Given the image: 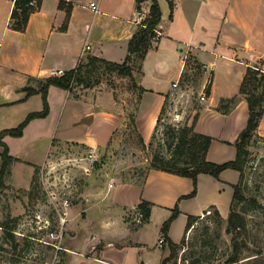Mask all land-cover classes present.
<instances>
[{
    "label": "crops",
    "instance_id": "obj_1",
    "mask_svg": "<svg viewBox=\"0 0 264 264\" xmlns=\"http://www.w3.org/2000/svg\"><path fill=\"white\" fill-rule=\"evenodd\" d=\"M92 1L99 11L91 6ZM174 3L170 18L171 7L165 13L160 2V33L153 39L141 66L134 70L133 77L143 88L136 112L137 129L149 144L167 94L173 92V82L181 78L188 56L193 54L210 79V83L204 84L208 96L195 127L214 137L208 159L224 163L236 158L234 143L249 118L248 101L240 93L242 81L249 67L264 71V0H174ZM33 5L36 8L29 15L25 30H20L13 26L15 0H0V130L17 126L30 112L43 109V94L27 95L23 88L32 85L40 89L43 79L51 76V69L69 71L89 55L123 62L130 39L140 27L136 22L137 11L150 9L151 1L143 2L140 8L136 0H35ZM68 10L69 23L63 29ZM86 43L91 49L84 53ZM167 76L173 77L170 87L163 82ZM236 94L242 98L230 113L215 108L222 97ZM48 97L47 116L33 118L21 136L4 137L10 153L19 158L13 163L10 176L20 186H27L36 169L40 170L47 161L71 157L67 156L73 151L70 147H89L94 151L106 146L115 132L128 123L124 98L103 82L73 90L51 84ZM67 100L74 105L68 110L60 109L61 102ZM64 114L67 116L63 122ZM255 136L264 139V113ZM240 178L241 172L233 167L224 169L220 177L201 172L196 195L181 200L182 195L194 190L192 177L157 168L149 171L143 185L123 181L89 192L84 190L85 205L72 203L69 209L65 237L78 239L80 231L89 233L84 237L87 251L92 252L87 264H125L136 246L145 242L142 228L156 216L161 219L157 229L160 242L164 237L162 225L179 200L181 212L168 231L175 242H181L185 236L190 214L201 217L213 212L216 206L227 217L234 185ZM143 199L153 203L152 213L148 222L137 224L129 218V211H138ZM161 245L164 250L158 254L159 264L171 252L166 243ZM64 247L85 253L67 244ZM144 255L139 257V263L130 262L149 264Z\"/></svg>",
    "mask_w": 264,
    "mask_h": 264
},
{
    "label": "rangeland",
    "instance_id": "obj_2",
    "mask_svg": "<svg viewBox=\"0 0 264 264\" xmlns=\"http://www.w3.org/2000/svg\"><path fill=\"white\" fill-rule=\"evenodd\" d=\"M160 2L167 13L170 9L169 1L160 0ZM185 72H187V79L181 80L182 89H186L185 93L179 90V93L183 94L177 105L172 101L173 94L170 93L166 110L152 137L153 143L149 142L145 146L130 120L139 104L141 92L136 78L119 75L117 71H103L97 84L103 82L105 85L115 88L119 97L124 98L128 123L115 132L106 146L97 147L94 150V163L87 159H81L83 156L90 155L91 148H69L73 151L67 156L78 157V160L73 159L70 163V166L76 171L74 172L76 188L71 180L67 182L72 183L74 189L72 203H82L84 206L86 200L83 191L87 189L89 192V189L111 186V183L142 180L143 169L152 163L153 155L156 152H162L167 157L171 156L173 152L169 145L174 142V138L170 129L193 122L199 106L205 102L200 100L204 84L210 83L204 68L193 54H189L187 58ZM172 79L171 76L164 77V85L172 86ZM173 92L177 93L178 91ZM72 105H74L72 100L62 101L60 109L68 110ZM177 112L182 113L180 120L174 118ZM66 116L67 114H64L63 122ZM1 149L3 148L1 147ZM248 149L243 182V190L247 198L239 207L246 216L247 237L251 249H244L242 259L238 264H264V255H257L252 250V248L264 249V139L255 136L248 145ZM40 171L41 169H36L32 179L25 184L27 185L25 187L20 186V183L8 175L6 186L0 188V264H87L92 259L90 257L92 252L87 251L85 246L84 237L88 236V232L85 234V230H82L78 233V239L70 238L69 240L65 237L67 228H65L62 237H54L50 234L52 230L59 231V228L55 213L49 204L48 193L44 189ZM136 212L129 211L131 215L129 218L133 220ZM9 216L17 218L12 221L15 225V239L5 232L2 225V222ZM227 217L221 218L214 211L202 215L186 231V242L178 248L177 257L165 264H230L227 263V258L233 252L234 245L233 233L227 230ZM47 219L51 221L49 227L44 225ZM160 220V217L156 216L149 225L142 228L146 233L145 242L136 246L137 252L134 250L136 254L133 252L125 264H132L130 261L139 263V257L141 258L144 254L146 255H144L145 259L149 260V264H159L158 254L164 250L157 237ZM99 233L102 234V232ZM66 244L85 253L70 251L64 247ZM166 244L165 247L169 248V243L166 242Z\"/></svg>",
    "mask_w": 264,
    "mask_h": 264
},
{
    "label": "trees",
    "instance_id": "obj_3",
    "mask_svg": "<svg viewBox=\"0 0 264 264\" xmlns=\"http://www.w3.org/2000/svg\"><path fill=\"white\" fill-rule=\"evenodd\" d=\"M31 1L32 0H15V8L12 14L14 17L13 26L15 28L25 30L29 15L36 8L35 5L31 4ZM136 1L137 7L140 8L142 3L147 0ZM150 1V15H148L145 19L147 26L140 25L138 30L132 36L129 42L128 54L123 62L108 60L96 55H89L86 60H81L76 68L66 71L64 75H51L43 79V84L40 89L33 87L32 85H27L23 88L27 91V95L35 92H41L43 94L44 107L41 110L30 112L17 126L7 127L0 130V145L3 147V150L0 152V188L6 186L7 177L11 174L12 165L16 160H19L18 157H15L10 153L9 146L4 140V137L7 134L13 136L23 135L25 127L33 118L44 117L49 114L50 103L48 95L51 84H56L69 90H73L75 86L78 85L90 87L100 81L101 74L104 70L117 71L119 75L130 76L133 78L134 70L141 66L142 61L149 51L153 39L157 36L156 29L162 20V9L159 0ZM170 7V18H172L175 8L174 0H170ZM70 13L71 11L68 10L65 23L62 26L63 29H66L68 26ZM200 65L203 67L202 63H200ZM186 79L187 72H184L180 80L185 81ZM140 89L141 92L138 100L139 103L143 92V88ZM240 93L243 94L248 101L249 118L246 127L241 131L239 137L234 143L237 147V156L235 159L228 160L224 163H216L208 159V151L214 137L196 130V121L199 116V110L201 109V106H199L198 112L191 124L187 123L182 127H173L170 129L172 137L174 138V142L170 143L169 145L171 151L173 152L171 156L167 157L163 155L162 152H156L153 155L152 163L143 169V179L136 181L143 185L145 183V178L152 168L163 169L173 173L193 177L195 184L194 190L189 194L182 195L180 197V199H182L183 197L196 195L198 189L197 179L201 172H209L217 177H220L221 172L228 167L238 169L241 172V178L240 181L234 185L235 193L231 204L230 213L227 217V230L228 232L233 233L234 245L233 252L227 258V263L230 264H238L242 259L244 249H251L247 237L248 225L246 216L240 210L239 206L247 198L245 191L243 190V182L245 176L244 167L248 160L247 157L249 153L248 145L255 138L257 128L264 113V71L256 67H249L242 81ZM241 94H236L231 97H222L219 104L215 108L223 113H230L241 100ZM169 97L170 94H167L159 116V120L166 110ZM138 108L139 104L130 118L132 126L135 127L137 131L136 112ZM138 133L142 143L146 146L147 144L145 143L143 136L139 131ZM150 142L153 143V139ZM152 205V202L145 199H143L138 205V208H140V210L144 213V222H148L150 220ZM213 208V211L219 217L225 218L216 206H213ZM180 211L181 210L178 202L175 208H173V212L170 217L166 219L162 225V234L165 241L169 242L171 249L170 255L163 260L162 264H165L167 261L173 260L175 257H177L178 248L184 245L186 242V234L179 243L175 242L168 234L172 221L179 215ZM199 218L200 215L190 214L186 231ZM13 220H17V218L9 216L2 222V225L5 228V232L15 239V225L12 223ZM252 250L257 255H264V249L252 248Z\"/></svg>",
    "mask_w": 264,
    "mask_h": 264
},
{
    "label": "built area",
    "instance_id": "obj_4",
    "mask_svg": "<svg viewBox=\"0 0 264 264\" xmlns=\"http://www.w3.org/2000/svg\"><path fill=\"white\" fill-rule=\"evenodd\" d=\"M32 4H35V0L31 1ZM91 6L96 10L99 11V7L95 1H92ZM150 15V9H140L137 11V19L136 22H138L140 25L147 26V23L145 22L146 17ZM156 31L160 33L159 29L157 28ZM91 49V45L89 43H86L83 49V52L85 53ZM66 73V70L64 68H54L51 69L50 74L52 76H61ZM185 93L186 89L183 90L181 86V80H175L173 82V91H178L177 93L172 92L173 98L172 101L175 103V105L178 104L180 97L183 93ZM207 92L206 88L204 87L201 95L200 100L204 101L207 99ZM180 117H182V113L177 112L174 116V118L180 120ZM73 159H77L78 157H67V158H58L56 161L49 160L47 161L40 169H41V178L43 180L44 189L46 190V193H48V201L50 206H52V209L55 213V216L57 218V225L59 228V231L52 230L50 234L54 237H62L64 234V230L66 228V224L69 219V209L72 205V196H73V187L72 183L74 184V188H76L77 183L75 181L74 172L75 169L70 166V163ZM82 160H89V162L94 163L95 160V153L94 151L90 152L89 156H83L81 157ZM68 180H71L72 183H67ZM67 183V184H66ZM113 183H111V186ZM205 214H203L204 216ZM133 221H135L137 224H141L144 222V213L139 209L136 214L133 216ZM51 224V221L47 219L45 221V226L49 227ZM160 243H166L164 237L160 238Z\"/></svg>",
    "mask_w": 264,
    "mask_h": 264
}]
</instances>
